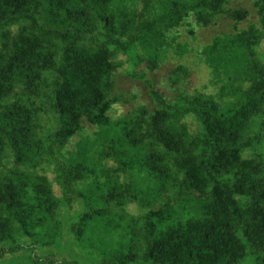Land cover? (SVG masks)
Returning <instances> with one entry per match:
<instances>
[{"label":"trees","instance_id":"obj_1","mask_svg":"<svg viewBox=\"0 0 264 264\" xmlns=\"http://www.w3.org/2000/svg\"><path fill=\"white\" fill-rule=\"evenodd\" d=\"M255 7L257 23L202 48L222 82L203 95L185 89L186 65L165 92L149 73L189 20L246 19L230 0H0V259L27 250L57 264L34 249L59 245L60 210L82 198L68 241L92 263L264 264V0ZM120 74L148 100L119 89Z\"/></svg>","mask_w":264,"mask_h":264},{"label":"rangeland","instance_id":"obj_2","mask_svg":"<svg viewBox=\"0 0 264 264\" xmlns=\"http://www.w3.org/2000/svg\"><path fill=\"white\" fill-rule=\"evenodd\" d=\"M256 0H230V8L242 7L248 12V17L242 22L236 23L233 20H224L218 24L211 25L208 27H202L196 23L194 19L188 21V25H183L179 27L177 31H174L170 35V39H173L174 50L169 53L168 58L161 65L160 69L156 72H150L149 75L155 78L157 87L163 92L166 91V86L170 89L171 83L167 78H169V72L173 70L178 65H186L189 68L190 75L186 78L185 89L192 94H203V95H218L221 91L222 82L214 81L210 68L203 62L201 58L202 48L209 44L214 36L220 35L224 32H231L234 29H239L246 27L248 23L258 22L257 8L255 7ZM235 24V25H234ZM180 45L185 47L183 56L180 57L177 53L176 48H180ZM181 49V48H180ZM258 53L261 55L264 61V38L258 47ZM145 69L142 64L139 70ZM119 86L121 90H126L127 92H132L137 90L138 101H147V91L143 83L140 81L132 79L129 75L120 74L119 76ZM171 90V89H170ZM169 90V92H170ZM138 101H131L129 104L125 105H114L111 109L110 114L113 117H117L123 113H126L129 109L134 107ZM47 122V118L44 116L41 123L44 125ZM88 126V125H87ZM89 127V126H88ZM78 140V136H74L72 141ZM70 149L73 146L67 145ZM5 169L9 170L14 168L15 164L12 161V157L9 155L5 161ZM113 165V162H110ZM51 168H46V175L53 183V189L58 197H62L63 193L60 186L55 181V173L53 170V165ZM40 170V169H39ZM79 188H84L83 185H79ZM86 209V205L82 198L75 199L71 206L65 205L60 210V219L63 220V236L58 239L59 245H55L54 248L50 247H39L34 249L35 255L39 257L44 256H55L57 259V264L65 262L77 261L78 264H95L92 251L89 247L82 243H77L75 246L69 247V243L74 244V238L69 239L68 230H70L71 225L76 222L78 212H82ZM129 213H135L137 210L136 205H127L125 207ZM77 212V213H76ZM69 239V241H68ZM30 252L27 250L16 251L13 254H5L2 259H0V264H32L29 260ZM13 258V259H12ZM94 260L95 263H92Z\"/></svg>","mask_w":264,"mask_h":264}]
</instances>
